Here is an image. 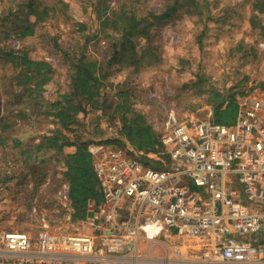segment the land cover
Masks as SVG:
<instances>
[{
	"label": "built area",
	"instance_id": "obj_1",
	"mask_svg": "<svg viewBox=\"0 0 264 264\" xmlns=\"http://www.w3.org/2000/svg\"><path fill=\"white\" fill-rule=\"evenodd\" d=\"M236 102L232 125L168 121L159 151L97 141L102 200L82 229L0 228V264H264V92ZM68 189L57 197L70 214Z\"/></svg>",
	"mask_w": 264,
	"mask_h": 264
},
{
	"label": "rangeland",
	"instance_id": "obj_2",
	"mask_svg": "<svg viewBox=\"0 0 264 264\" xmlns=\"http://www.w3.org/2000/svg\"><path fill=\"white\" fill-rule=\"evenodd\" d=\"M21 1L24 0H0V14L3 10L16 7ZM41 1L51 8L45 21L36 24L35 35L22 39L11 35L0 40V128L6 123L9 127L5 133H10L7 145L0 142V228L23 230L31 235L39 232L42 218L58 229L81 230L82 227L78 221L69 219L68 209L57 197L61 185L58 186L54 178L63 169L62 162L57 160L59 156L45 150L33 151L27 163H23L20 149L11 148V140L20 137L34 142L46 125L43 126L39 119L32 120L34 115L28 120H18L17 112L23 108L30 109V104L27 96L20 97L8 87L12 78L3 77V49H22L33 59L47 60L53 64L57 73L54 82L47 85V98L56 87L55 81H62L65 73L62 56L55 43L67 48L74 45V38L87 34L91 37L90 52L103 64L109 56L105 37L109 32L107 30L104 34L106 29L99 31L98 19L91 4L94 0ZM121 1L107 0L114 8L120 7ZM198 1L202 16L184 13L155 30L158 35V62L142 65L137 71L117 64L107 68L109 75L106 83H120V88L128 90L133 97L134 107L146 115L158 134L168 121L188 120L196 123L209 118L208 107H193L202 99L195 98L183 87L197 72L207 73L220 86L229 84L232 79L245 77L247 87L264 92V37H259L250 24L256 0ZM123 2L128 5L127 8L132 7L138 13L149 10L158 12L164 4L163 0ZM208 15H214L216 20H208ZM258 20L264 22V12L258 14ZM78 22L85 26L81 27ZM204 28L203 36L200 33ZM0 37H3L1 33ZM16 89L21 91L20 88ZM108 90V87L103 88V92ZM100 113L98 110L92 111L89 116ZM104 119L101 123L104 130L102 140L117 134L119 126L117 118L111 123Z\"/></svg>",
	"mask_w": 264,
	"mask_h": 264
},
{
	"label": "trees",
	"instance_id": "obj_3",
	"mask_svg": "<svg viewBox=\"0 0 264 264\" xmlns=\"http://www.w3.org/2000/svg\"><path fill=\"white\" fill-rule=\"evenodd\" d=\"M123 1L120 7L115 8L107 0H94L91 3L98 19L99 31L106 29L104 34L107 30L109 32L105 35L109 53L105 64L90 52L91 37L87 34L74 38V45L67 48L55 43L61 53L65 73L62 81H55L56 87L48 98L45 96L47 85L54 82L57 73L53 64L47 60L33 59L22 49H3V77L12 78L8 87L20 97L27 96L30 104V109L23 108L17 112L18 120H28L34 115L32 120L39 119L43 126L46 125L37 135L38 141H26L20 137L11 140V148L20 149L23 163H27L33 151L45 150L59 156L57 160L62 162L63 169L53 178L58 186L63 182L69 185L70 217L73 222L83 220L88 215L90 200L95 204L102 200L91 151L104 135L101 125L105 121L104 117L110 123L117 118L119 123L117 134L105 139L106 142L125 147L128 151L130 148L133 152L162 149L159 134L146 115L134 107L130 92L120 88V83H106L109 75L107 68L117 64L137 71L142 65L158 62V35L155 30L164 22L169 23L184 13L202 16L198 0H163L160 11L149 10L144 13H138L132 7L127 8L128 5ZM50 8L41 0H24L17 3L16 7L3 10L0 14V33L3 37L0 40L11 35L20 39L35 35L36 24L45 21ZM253 10L255 13L250 18V24L262 38L264 22L258 20V14L264 12V0L254 1ZM207 19L216 20L214 15H208ZM77 24L85 26L84 23ZM200 35H205V28ZM232 80L220 86L207 73L197 72L183 87L195 98L202 99L193 106L194 109L204 105L210 110L211 121L232 125L238 109L236 96L244 93L247 87L245 77ZM104 87L109 90L103 92ZM97 110L101 113L89 116V112ZM8 127V124L3 123L0 128V142L3 145H7L10 138V133H5ZM153 166L157 167L158 164L153 163Z\"/></svg>",
	"mask_w": 264,
	"mask_h": 264
},
{
	"label": "water",
	"instance_id": "obj_4",
	"mask_svg": "<svg viewBox=\"0 0 264 264\" xmlns=\"http://www.w3.org/2000/svg\"><path fill=\"white\" fill-rule=\"evenodd\" d=\"M0 108H1V101H0Z\"/></svg>",
	"mask_w": 264,
	"mask_h": 264
}]
</instances>
